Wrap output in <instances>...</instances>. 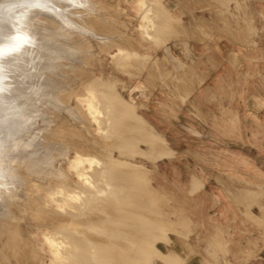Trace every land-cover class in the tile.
<instances>
[{"label": "rangeland", "instance_id": "obj_1", "mask_svg": "<svg viewBox=\"0 0 264 264\" xmlns=\"http://www.w3.org/2000/svg\"><path fill=\"white\" fill-rule=\"evenodd\" d=\"M94 1L101 17L91 27L116 37L107 35L104 45L85 33L88 41L72 56H89L77 62L79 71L69 58L45 69L58 79L64 72L60 79L70 83L56 88L58 110L38 102L50 104L41 107L48 120L39 115L31 127L49 139L47 152L37 154L49 153L40 175L26 159L5 163L16 172L12 198L4 201L15 228L11 221L0 226V264H264V0H147L157 22L148 18L145 27L135 0ZM114 40L127 47L126 56ZM91 75L95 116L81 100L90 91L74 89ZM68 105H81L92 126L73 119ZM20 129L5 133L13 137L0 133V154L16 151L17 137L30 130ZM77 154L88 158L78 169L70 164ZM84 167L91 182L79 175ZM101 169L112 182L97 179ZM60 173L75 187H62ZM68 216L77 224L66 227Z\"/></svg>", "mask_w": 264, "mask_h": 264}, {"label": "bare ground", "instance_id": "obj_2", "mask_svg": "<svg viewBox=\"0 0 264 264\" xmlns=\"http://www.w3.org/2000/svg\"><path fill=\"white\" fill-rule=\"evenodd\" d=\"M151 2V1H150ZM155 2V1H154ZM98 2L94 1V0H0V120L2 117V120L0 121V133H9L10 131H21L20 128H23V126L25 125L27 128H29L30 130H27L28 132H23L22 135H20L19 137H17V141L15 142V144L13 145V147H16V151L13 149L11 150L13 147L10 146L12 145V142L10 144V142L8 144L9 148L12 147L10 150L11 152L13 151V153L11 154L10 151L6 150V152H4L3 154H0V185L3 189H0V226L3 225L4 228V223H10L9 221H11L13 219V217L11 218L10 216H8V214H10V210L9 209V213L8 211L4 210V206L6 205L7 202H4L6 199V196H8L10 194L9 198L11 197V194L14 191V185H15V174L14 173V169L12 170L11 167L12 165H9L11 167H8V165L6 166V164H8L9 162L11 163L12 161H18V159L25 160L28 164L27 169L34 172L36 175L39 174V170L41 169L40 164L42 163L41 161H43L45 163V161H47V158H49V153H47L46 155H43L42 158H38L37 154L38 153H44L47 152L48 150V143H49V139L48 137L44 136L43 132L42 136L39 133H34L31 129L32 126H34L35 122H37V118H39L41 115L44 118V115L46 114H41L44 113V108L47 106H39V101L43 100L47 101L44 102L43 104H47L48 101L51 100H57L58 95L60 93L57 92V87H59L60 85H62L65 81L62 80L63 79V74L60 75V78L62 79H58L57 77H54V75L50 76L48 73L51 70H49L48 72L46 70H48V68L52 69L53 67L55 68L58 67V61H61L63 59H71L72 61H70L71 63L67 64L68 66H70L71 69H75L79 71V64H77L78 61H83L84 59H82L83 57H79L81 58L80 60L75 57L73 58L72 56H75L76 52H78V49L76 47V44L80 42L81 43L82 40L84 41V39L86 40L85 36L83 34L92 32V36L96 37V39L100 40L102 38L101 43L107 44L109 42V38L108 36H111L113 34L110 35H106L103 36L101 35V37L99 36V31H97L96 29H94L91 26H94V20H96L97 18H100L98 16V13L96 14V10L94 9L96 4ZM119 3V2H118ZM134 5L136 6L137 10L139 11V13L141 14V17L143 19L142 20V26L145 27V20L149 18L150 19V10H151V3H149L147 0H135L134 1ZM99 4V3H98ZM97 4V5H98ZM154 5V4H153ZM109 7V5H108ZM97 8V7H96ZM100 8V7H99ZM98 8V9H99ZM104 8V7H103ZM102 9V8H101ZM106 9V8H105ZM125 9H122V11ZM155 10V9H154ZM85 11V13H84ZM121 11V10H120ZM154 12V11H153ZM84 15H83V14ZM87 13V15H85ZM43 14L44 17H42L41 15ZM154 14V13H153ZM128 15V14H127ZM84 16H87V19H84ZM98 16V17H97ZM97 17V18H96ZM154 17V16H152ZM104 19V17H102ZM101 19V20H103ZM106 19V18H105ZM155 20V19H154ZM153 20V21H154ZM122 21V20H121ZM155 22H157V20H155ZM155 22H153L155 24ZM151 23V22H150ZM51 26V24L54 26V28L51 29V27H49V25ZM125 26V25H124ZM162 26V25H161ZM55 27L58 30H53L55 29ZM127 27V26H126ZM41 28L45 29L43 30V32H41ZM51 30H50V29ZM92 28L94 29V31H92ZM108 28V27H107ZM49 31H48V30ZM62 31V29L64 30V32H59L60 34L58 35H62V36H71V39L69 38L70 36H66L67 41H62L61 38L56 37L58 35H55L53 37L54 34H57L55 32L57 31ZM41 30V31H40ZM53 30V31H52ZM96 30V31H95ZM100 30V29H98ZM144 30V29H143ZM50 31L52 34H50ZM115 31V30H114ZM164 31H166V29L164 28ZM49 32V33H48ZM72 32V33H71ZM77 33L76 35L78 36L77 38L75 37L76 35H74V33ZM171 32V31H170ZM169 32V33H170ZM54 33V34H53ZM106 33V32H105ZM112 33V32H111ZM168 33V32H167ZM99 34V35H98ZM54 40H58V41H53ZM79 35H83L84 38L81 39V37ZM119 35V34H118ZM60 36V37H62ZM74 36V39H79L78 41L75 40L74 41H70V40H74L72 39ZM80 37V38H79ZM116 36H111V38H114ZM59 38V39H58ZM107 38V40L105 39ZM49 39L51 41H49ZM70 39V40H69ZM81 39V41H80ZM121 39V38H120ZM124 39V38H123ZM118 40V39H117ZM128 40V39H127ZM88 41V39L86 40ZM113 41V40H111ZM110 41V42H111ZM115 41V40H114ZM90 42V41H89ZM88 42V43H89ZM98 43V42H97ZM112 43V42H111ZM121 40L120 42H114V45L119 49L118 54H123L124 56H126L124 53H126V49L127 47L125 45H123V43L121 44ZM110 44V43H109ZM90 45V44H89ZM88 45V46H89ZM108 45V44H107ZM80 46V45H79ZM85 46V45H84ZM113 46V45H112ZM81 47V46H80ZM91 47V46H90ZM71 49V51H70ZM74 51H73V50ZM87 49H89L87 47ZM103 49V48H102ZM108 49V48H107ZM92 50V49H91ZM130 50V49H129ZM82 51H84L82 49ZM102 51V50H100ZM105 51V50H104ZM128 51V50H127ZM84 52H88L87 50ZM90 52V51H89ZM130 53V52H129ZM86 54V53H85ZM90 54V53H89ZM88 54V55H89ZM80 54H78L79 56ZM93 55V54H92ZM77 56V55H76ZM84 56V55H81ZM87 56V54H86ZM123 56V58H124ZM85 57V56H84ZM118 57V56H117ZM128 57V56H127ZM139 57V55H138ZM89 58V56H88ZM87 58V60H88ZM137 58V57H136ZM120 59V56H119ZM130 59V57H129ZM86 60V59H85ZM84 60V61H85ZM86 60V61H87ZM83 61V62H84ZM85 61V62H86ZM127 61V60H126ZM124 61V63L126 62ZM143 61V60H140ZM57 62V63H56ZM62 62V61H61ZM69 62V61H68ZM123 62V60H122ZM122 62H120L122 64ZM130 62V61H128ZM60 63V62H59ZM115 63V62H114ZM117 63V62H116ZM134 63V62H132ZM58 64V65H57ZM71 64V65H70ZM121 64H119V66H121ZM136 64V63H135ZM124 64H122L123 66ZM137 65V64H136ZM62 67V65H60ZM65 66V65H64ZM72 66V67H71ZM118 66V67H119ZM132 67V66H131ZM141 67V66H140ZM47 68V69H46ZM53 68V69H54ZM66 68V67H65ZM124 68V67H123ZM134 68V67H133ZM46 69V70H45ZM56 69V68H55ZM82 69V68H80ZM65 70V69H63ZM85 70V69H84ZM132 70V69H131ZM59 71V69H58ZM130 71V70H129ZM57 72V71H56ZM61 72V71H60ZM70 72V71H69ZM84 71H81V73H83ZM58 73V72H57ZM68 73V72H67ZM66 73V74H67ZM74 73V72H73ZM65 74V75H66ZM92 74V73H91ZM57 75V74H56ZM59 75V73H58ZM57 75V76H58ZM69 75V74H68ZM80 75V74H79ZM74 76V75H72ZM59 77V76H58ZM66 78V76H64ZM68 77V76H67ZM76 78V76L74 77ZM79 78V77H78ZM73 79V77L71 78ZM62 80V81H61ZM64 81V82H63ZM76 81V80H75ZM68 82V81H67ZM66 83V82H65ZM67 84L69 85L70 80ZM75 83V82H74ZM76 84V83H75ZM79 85L75 86L77 88L74 87V89H79V88H85L87 90L90 91V95L87 98H81L82 103H84L90 113L92 115H96V103L94 102V98H95V90H96V83L94 78L91 76H89L88 79L83 80L82 82L78 83ZM62 87V86H61ZM79 87V88H78ZM60 88V87H59ZM68 88V86L66 87ZM65 88V89H66ZM70 88V87H69ZM61 89V88H60ZM72 89V90H74ZM79 91V90H77ZM76 91V92H77ZM82 90L80 89V92ZM70 92V91H69ZM79 92V93H80ZM65 93V92H64ZM85 92L83 91V94ZM41 94L44 95L42 96L44 99H39L38 100V96L41 97ZM72 93H69V95ZM61 95V94H60ZM64 95V94H63ZM68 95V96H69ZM104 95V94H103ZM63 97V96H62ZM104 98V97H103ZM52 102V101H51ZM58 102V101H56ZM41 103V102H40ZM50 103V102H49ZM63 102L60 103H56L57 105L61 104ZM53 105V102L51 103ZM75 104V103H74ZM79 104V103H78ZM102 104V103H100ZM50 104H48L49 106ZM57 105L55 106L58 110L59 107H61L59 105V107H57ZM39 106V108H38ZM47 106V107H48ZM44 107V108H41ZM46 107V108H47ZM51 107V106H50ZM64 108V106H62ZM74 107V106H71ZM67 107V110L74 116V118L78 119L79 121H81L82 123H86L87 125H91L90 121V117L86 114L87 112L84 111L83 107L80 105H78V107L76 108H71ZM7 108V110H6ZM38 108V111H37ZM41 108V109H40ZM49 108V107H48ZM52 108V107H51ZM50 108V109H51ZM49 109V110H50ZM53 109V110H54ZM87 109V110H88ZM6 110V111H4ZM39 110L40 114H39ZM43 110V111H42ZM61 109H59L60 111ZM63 110V109H62ZM103 110V109H102ZM52 111V110H51ZM58 111V112H59ZM125 111V110H124ZM4 113L7 114V117L4 118ZM47 113V112H45ZM124 113V112H123ZM49 114V113H48ZM40 115V116H39ZM51 115V114H50ZM104 115V114H103ZM53 116V115H52ZM28 117V118H27ZM49 117V115H48ZM4 118V119H3ZM47 118V116H46ZM46 118H44L46 120ZM7 120L8 126L1 123L4 120ZM17 119V124L16 122H14L15 124L11 125L12 120ZM11 120V121H10ZM48 120V118H47ZM50 120V118H49ZM63 120V119H62ZM18 121H20L18 123ZM23 121H25L23 123ZM5 122V121H4ZM59 122V121H58ZM38 123V122H37ZM55 123V122H54ZM65 123V122H64ZM57 124V123H56ZM49 125V124H48ZM55 126V125H54ZM92 126V125H91ZM46 127V126H45ZM48 127V126H47ZM95 128V127H94ZM45 129V128H43ZM49 129V127H48ZM24 130V129H23ZM22 130V131H23ZM21 131V132H22ZM37 131V130H36ZM41 131V130H40ZM51 130L49 129L48 132H50ZM20 133V132H19ZM2 134V135H4ZM13 134V132H12ZM12 134H8L10 136H12ZM7 134H5V136H8ZM19 135V134H16ZM15 135V136H16ZM14 136V135H13ZM12 136V137H13ZM44 136V137H43ZM1 137V136H0ZM4 138V137H3ZM8 138V137H7ZM6 138V141H7ZM41 140H39V139ZM13 140V138H12ZM40 142H39V141ZM2 142V140H0ZM41 141L44 143H41ZM0 142V143H1ZM38 142V143H37ZM3 143H1L2 145ZM5 145V143L3 144ZM7 145V144H6ZM96 145V144H95ZM91 147V145H89ZM93 147V146H92ZM91 147V148H92ZM95 148V147H93ZM1 149V147H0ZM6 149V147H5ZM16 153H15V152ZM83 154V153H82ZM85 154H88L87 152ZM15 159V160H14ZM88 160L87 156L81 155V154H77L76 156H74L71 161L70 164L73 168H79L82 165H84V163ZM25 162V163H26ZM41 162V163H39ZM6 163V164H5ZM9 163V164H10ZM18 163H21L18 161ZM13 164V163H12ZM17 164V163H16ZM22 164L23 161H22ZM21 164V165H22ZM15 165V164H14ZM39 165V166H38ZM16 166V165H15ZM14 166V167H15ZM19 166V165H17ZM94 166V165H93ZM20 167V166H19ZM40 168V169H39ZM95 169V167H93ZM42 171V170H41ZM96 172V170H94ZM105 169H101L99 176L97 177V179L102 182V181H106V183H110L111 180H109L110 176L107 177L105 176V174L107 175L108 172L105 173ZM18 172V171H17ZM91 172V171H90ZM33 173V174H34ZM89 173V172H88ZM105 173V174H104ZM19 174V173H18ZM87 171L85 170V167L82 168V170H80L79 175L85 178V182L87 183L88 180V176H86ZM104 174V175H102ZM40 175V174H39ZM95 175V174H93ZM122 175V174H121ZM19 176V175H18ZM35 176V175H34ZM38 176V175H37ZM60 179H67V182H65V184H61L60 185L62 187H68L70 186L71 188L75 187L74 185L72 186V179L68 176H63L61 173L59 174ZM109 178L108 180L105 178ZM20 178V177H19ZM22 178V177H21ZM26 179V177H24ZM117 178L114 177V179ZM24 179V180H25ZM53 179V178H52ZM59 179V178H58ZM118 179V178H117ZM122 179V178H121ZM22 180V179H21ZM55 180V179H54ZM57 180V179H56ZM93 180V179H92ZM95 180V179H94ZM93 180V181H94ZM119 180V179H118ZM33 181V180H32ZM64 181V180H63ZM58 182V181H56ZM60 182V181H59ZM58 182V183H59ZM91 182V181H89ZM112 182V181H111ZM99 183V182H97ZM118 184H120L119 182H117ZM82 184V182H81ZM100 184V183H99ZM80 185V184H79ZM97 185V184H96ZM105 186V185H104ZM115 187L116 190L119 191V185L116 184L113 185ZM112 186V188H113ZM0 187V188H1ZM80 187V186H79ZM97 187V186H96ZM99 187V186H98ZM117 187V188H116ZM125 187V186H124ZM102 188V187H101ZM105 188V187H104ZM111 188V187H110ZM123 188V186H122ZM75 189V188H74ZM107 190V188H105ZM113 188V190H115ZM124 189V188H123ZM16 190H18L16 188ZM104 190V189H103ZM110 190V189H109ZM112 190V189H111ZM115 190V191H116ZM122 190V189H120ZM125 190V189H124ZM75 191V190H74ZM114 191V192H115ZM117 191V192H118ZM127 191V190H126ZM124 191V192H126ZM101 192V191H100ZM103 192V191H102ZM113 192V193H114ZM123 192V191H122ZM121 192V193H122ZM105 193V192H104ZM101 193L100 195L104 194ZM110 193V192H109ZM120 193V192H119ZM14 194H16L14 192ZM90 194V193H89ZM88 194V195H89ZM111 194V193H110ZM124 194V193H123ZM96 195V193L92 194V198ZM116 195V193H115ZM126 195V194H125ZM127 196V195H126ZM125 196V198H126ZM91 197V196H88ZM96 197V196H95ZM94 197V198H95ZM99 197V195H98ZM102 197V196H101ZM99 197V198H101ZM104 197V196H103ZM117 197V196H116ZM120 197H122L120 195ZM15 198V197H14ZM41 198V197H40ZM97 198V197H96ZM98 198V199H99ZM124 198V197H122ZM97 199V201H98ZM129 199V198H128ZM15 200V199H14ZM19 200V199H18ZM93 199H91L90 201H92ZM119 200V198H118ZM125 201V199H123ZM130 200V199H129ZM10 201V199H9ZM86 201H89V199H86ZM85 201V202H86ZM94 201V200H93ZM101 202V201H100ZM98 201V203H100ZM122 203V201H119ZM126 202V201H125ZM84 203V202H83ZM91 203V202H90ZM102 203V202H101ZM120 203V204H121ZM124 203V202H123ZM8 204V203H7ZM20 204V203H19ZM95 204V202L91 203V208H94L93 205ZM10 205V204H9ZM78 205V204H77ZM102 205V204H101ZM101 205H98V207ZM125 206V205H124ZM128 206V205H127ZM8 207V206H6ZM77 207V206H76ZM99 207V208H100ZM129 207V206H128ZM78 208V207H77ZM89 207V209H91ZM127 208V207H126ZM130 208V207H129ZM50 209V208H49ZM57 209V208H56ZM96 210V208H94ZM92 209V210H94ZM69 210V209H68ZM94 210V211H95ZM103 210V209H102ZM119 210H120V206H119ZM127 210V209H123ZM58 211V210H57ZM71 211V210H70ZM105 211V210H104ZM129 211V210H128ZM44 212V211H43ZM43 212L40 214L42 215ZM59 212V211H58ZM96 212V211H95ZM125 212V211H124ZM131 212V211H130ZM128 213V212H127ZM126 213V214H127ZM143 212H141L140 214H142ZM95 214V213H94ZM139 214V213H138ZM58 215V214H57ZM57 215L55 216V218H58ZM60 215V214H59ZM58 215V216H59ZM62 215V214H61ZM75 215V214H74ZM11 216H13V214H11ZM47 216V215H46ZM52 216V215H51ZM65 216V215H64ZM140 216V215H139ZM69 220L67 219V217H59L60 222L61 219H64L63 223L65 222V220H67V224L66 227H68V221H70V216ZM96 217V216H95ZM55 218H53V220L55 221ZM73 219V217H72ZM71 219V220H72ZM81 219V218H80ZM74 220V219H73ZM72 220V224H74L73 222H75L77 224V219L75 218V220ZM51 221V220H50ZM53 221V222H54ZM57 221V220H56ZM55 221V222H56ZM14 222V221H13ZM58 222V224L60 226L63 225L62 223ZM11 224L12 221H11ZM54 224V223H53ZM52 224V225H53ZM57 224V223H55ZM71 224V225H72ZM74 224V225H76ZM10 225V224H9ZM45 225V224H43ZM51 225V226H52ZM70 225V226H71ZM73 225V226H74ZM6 226V225H5ZM12 226V225H11ZM10 226V227H11ZM7 227H9L7 225ZM14 227V224H13ZM1 228V227H0ZM12 228V227H11ZM15 228V227H14ZM12 228V230L14 229ZM5 229V228H4ZM9 229V228H8ZM68 229V228H67ZM66 229V230H67ZM2 230V228H1ZM7 230V229H6ZM65 230V229H64ZM63 230V231H64ZM11 231V229L9 230ZM9 231L7 230L6 232ZM62 232V231H61ZM12 233V232H10ZM69 233V232H68ZM14 234V232H13ZM70 238V237H69ZM82 238V237H81ZM1 239V238H0ZM9 243L11 244V239L14 240L13 244V249L15 251H13V253L15 252V254L18 252L19 250V239L16 236V234H14L13 236L9 235ZM48 239V238H47ZM79 239V238H78ZM85 240V239H84ZM68 241V240H67ZM71 244V241H69ZM21 243V242H20ZM89 244V243H88ZM9 245V246H10ZM12 247V246H10ZM77 247V246H76ZM72 248V247H71ZM68 251H69V247H67ZM7 250V249H6ZM17 250V252H16ZM12 253V252H11ZM18 254V253H17ZM16 254V255H17ZM65 254V253H64ZM7 255V254H6ZM15 255V256H16ZM15 258V257H14ZM78 261V260H77ZM121 261V260H120ZM64 262V261H63ZM16 263V262H15ZM65 263V262H64ZM73 263V262H72ZM8 264V263H7ZM63 264V263H62ZM71 264V263H70ZM82 264V263H81Z\"/></svg>", "mask_w": 264, "mask_h": 264}]
</instances>
